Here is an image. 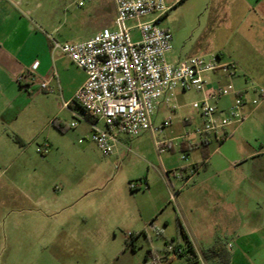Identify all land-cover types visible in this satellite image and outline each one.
<instances>
[{
  "label": "rangeland",
  "instance_id": "374dc122",
  "mask_svg": "<svg viewBox=\"0 0 264 264\" xmlns=\"http://www.w3.org/2000/svg\"><path fill=\"white\" fill-rule=\"evenodd\" d=\"M79 1L23 0L34 23L42 21L34 24L36 38L48 39L51 47L53 41H85L92 28L80 25L79 19L89 10L93 18V8L107 0H93L82 7ZM210 1L180 0L161 18L158 26L171 34L174 47L184 54L178 60L167 55L169 62L195 57L190 54L216 37L218 13ZM104 21L99 18V25L109 18ZM54 28L58 29L54 32ZM131 36L134 41L139 39L136 30ZM23 93L25 105L15 110L0 108V264H150L145 260L143 241L142 246L136 243L134 251L125 244L132 226L128 218L138 217L139 209L150 215L153 203L163 199L158 187L149 190L143 184L133 191L129 184L140 183L141 175L160 166L155 142L172 141L174 151H165L167 167L186 165L176 138L200 122L191 108L200 95L174 90V99L163 100L171 109H162L153 117L155 125L167 119L171 125L154 136L142 133L132 138L130 152L115 158L102 155L89 139L78 143L70 130L60 133L52 127L49 119L57 108L53 94ZM191 118L194 125H183ZM14 135H21L23 146L14 141ZM45 143V154H39L37 149ZM215 147L214 143L210 150ZM253 164L263 168L264 158ZM167 205L161 216L174 215L172 202Z\"/></svg>",
  "mask_w": 264,
  "mask_h": 264
},
{
  "label": "crops",
  "instance_id": "0c3cea01",
  "mask_svg": "<svg viewBox=\"0 0 264 264\" xmlns=\"http://www.w3.org/2000/svg\"><path fill=\"white\" fill-rule=\"evenodd\" d=\"M179 1L164 0L168 8ZM210 3L218 13L216 37L208 39L202 48L190 55H217L221 62L235 65L232 78H226L217 71L208 74L205 80L208 84H230L234 91L243 94V111L248 116L243 123L227 128L222 141L210 137L204 145L190 149V163L196 166V174L177 193L172 202L174 215L169 216H161L168 209L169 201L170 185L165 172L171 174L184 165L167 167L166 152L174 150L172 141L164 145V150L157 153L160 166L141 175L139 178L143 180L138 188L141 189L143 184L149 190L158 187V196L163 201L153 203L150 215L139 209L138 217L128 218L132 224L129 233L132 234L134 250L136 243L141 242L142 246L143 241L142 248L148 262L151 255L157 254L163 257L164 264H264V167L258 168L253 164L256 159L264 158V99L256 106L251 104V100L256 98L254 90L264 89V0H211ZM93 11V18L91 10L84 11L83 17L78 18L80 25L92 28V34L85 40L104 27L113 28V0L105 1ZM30 16L31 12L23 0H0V108L15 110L25 105L23 88L14 78L38 62L37 78L49 80L57 106L49 119L52 127L60 133L70 130L81 143L88 139L91 121L74 102V94L86 76L65 55L54 54L48 39L36 38L34 24H42V21L34 23ZM99 18L105 21L109 18V21L99 25ZM172 54L177 60L184 58L182 50L174 47L173 39L166 59ZM36 88L33 86L29 93H37L39 90ZM233 97L229 94L218 100L215 106L224 110L232 103ZM164 103L163 100L159 102L156 113L171 109ZM54 120L59 121L63 131L53 126ZM72 123L75 126L70 127ZM13 139L23 146L21 135H14ZM214 143L216 147L211 151ZM131 144V139L124 138L123 147H118L113 156H122L126 151L124 146L130 148ZM163 152L164 157L161 155ZM217 155L219 159H215ZM170 184L176 189L181 186L172 176ZM168 242L179 246L187 244L192 252L181 256L165 254ZM211 249L213 252L205 257Z\"/></svg>",
  "mask_w": 264,
  "mask_h": 264
},
{
  "label": "built area",
  "instance_id": "2783aa9c",
  "mask_svg": "<svg viewBox=\"0 0 264 264\" xmlns=\"http://www.w3.org/2000/svg\"><path fill=\"white\" fill-rule=\"evenodd\" d=\"M93 0H82L78 7ZM115 16L113 28L104 27L85 41L60 44L52 42V51H59L72 64L84 72V83L74 94L76 102L90 115V133L87 138L104 156H112L122 146L124 138L132 139L142 133L154 136L171 125V120L153 123V117L160 101L174 99L173 91H195L200 100L193 102L191 108L200 122L192 130L176 138V146L184 144L187 149L180 151V158L186 163L165 177L169 182V201L174 202L180 189L185 188L196 174V166L187 163L189 151L193 146H202L210 137L218 142L226 135L225 130L241 124L247 118L243 109L245 98L233 90L230 84H208L205 77L221 71L224 77L235 75L233 63H223L219 56H195L178 62H169L166 54L171 50V34L158 26L161 18L168 11L164 0H113ZM132 23V26H128ZM136 30L139 39L134 41L131 32ZM38 62L15 76L16 83L23 90L36 86L41 92L52 93L47 78L39 79L36 75ZM55 76V74H54ZM256 98L252 106L264 99V89L254 90ZM233 94L232 103L224 110L214 105L221 98ZM214 103V104H213ZM67 104H64L66 107ZM176 108L173 107V110ZM194 118L185 119L183 125ZM75 126L72 123L70 127ZM169 142H155L157 153H161ZM123 147V146H122ZM48 144L37 149L45 154ZM130 152L128 146H124ZM170 176L181 183L176 189L170 184ZM140 183H130V190H138ZM131 234H126V237ZM183 246L172 242L165 244V254L180 256ZM161 255H151L150 264H164Z\"/></svg>",
  "mask_w": 264,
  "mask_h": 264
},
{
  "label": "trees",
  "instance_id": "16d2710c",
  "mask_svg": "<svg viewBox=\"0 0 264 264\" xmlns=\"http://www.w3.org/2000/svg\"><path fill=\"white\" fill-rule=\"evenodd\" d=\"M88 117L90 118V121H93V118H92L90 115H88ZM53 126H55L59 131H63V129L60 127L59 121L54 120V121H53ZM180 149H181V150H185V149H187V147H186L184 144H182L181 147H180ZM178 227H179V229H180V231H181V233H182L183 238L185 239L184 232H183V230H182V228H181L180 223H178ZM132 240H133V239H132V234H131L130 236L126 237L125 244H126L127 247H130L131 251H134ZM168 243H169V242H168ZM183 248H184V252H183V254L186 253V252H187V253H188V252H189V253L192 252L190 246L187 245V244H186V246H183ZM212 252H213V249H211V250L209 251V253H205V257L208 256V254H210V253H212ZM183 254H182V255H183ZM180 256H181V255H180Z\"/></svg>",
  "mask_w": 264,
  "mask_h": 264
}]
</instances>
